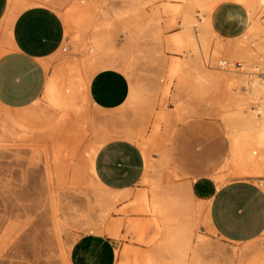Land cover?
Returning a JSON list of instances; mask_svg holds the SVG:
<instances>
[{
	"label": "rangeland",
	"instance_id": "rangeland-1",
	"mask_svg": "<svg viewBox=\"0 0 264 264\" xmlns=\"http://www.w3.org/2000/svg\"><path fill=\"white\" fill-rule=\"evenodd\" d=\"M93 3L95 9L89 15L90 22L96 24L95 33L92 35V26L72 28L66 33L59 50L47 60L46 80L53 77L67 85L86 74L84 62L92 36L120 46L124 37L122 21L115 16L134 5L155 18L162 39L161 44L137 52L132 63L135 83L143 88L147 108L129 107L110 114L96 109L78 93L75 107L62 111L49 106L42 93L28 108H44L49 121L30 122L13 133L0 134V264H66L69 247L93 227L116 233L111 236L115 240L114 264H169L168 255L160 253L163 222L143 207L140 193L150 196L155 183L158 189L171 193L186 180L213 171L223 173L225 181L248 178L261 186L259 179L264 180V173L260 177L233 174L230 141L220 120V113L231 110L226 94L220 90L204 97L191 93L189 88L196 82L183 67L186 56L166 43L180 30L179 16L169 6L181 0ZM82 4L83 0H55L50 7L64 23L63 15ZM241 11L229 10L226 17L217 14V24L225 34L247 27ZM258 18L264 22V15ZM5 37L0 24V52ZM175 63L178 75L170 74V66ZM14 111L0 106V114ZM93 114L110 117L116 132L127 128L136 134L141 151L146 148L152 157L167 158L158 176L142 177L129 196L116 201L107 213L95 202L85 171V153L94 131L109 126V122L93 120ZM189 202L186 212L194 225L189 264H199L195 257L201 264H247L264 257V232L246 243L227 241L209 225L204 205L197 200Z\"/></svg>",
	"mask_w": 264,
	"mask_h": 264
},
{
	"label": "bare ground",
	"instance_id": "bare-ground-1",
	"mask_svg": "<svg viewBox=\"0 0 264 264\" xmlns=\"http://www.w3.org/2000/svg\"><path fill=\"white\" fill-rule=\"evenodd\" d=\"M20 1L18 11L29 4L48 6L55 4V0ZM220 1L222 0H181L180 4L169 6L179 16L180 30L167 38L166 43L185 54L183 67L187 75L196 82L189 88L191 93L204 97L212 90H220L226 94V104L231 105V110L220 113V120L224 125L225 135L230 141L233 174L260 177L264 173V33L260 34L264 31L262 30L264 22L260 23L258 16L264 15V0H230L243 5L248 18L245 31L235 37L219 35L211 25L210 13ZM93 2L97 0H83L79 8L63 15L65 34L72 28L88 26H92V35L95 33L96 24L90 22L89 15L95 9ZM87 16H89L88 21ZM14 17L15 14H10L2 21L6 39L11 36L10 28ZM115 19L122 21L120 25L124 36L122 44L118 46L108 40L92 36L84 62L87 66L86 74L77 76L74 79L75 83L70 82L67 85H61L53 77L46 80L43 96L49 106L62 111L73 108L75 107L74 99L78 93L81 95L80 97L78 94V97L95 106L92 101H89L87 85L99 70L109 67L121 71L129 81L128 99L120 107L121 112L129 107L147 108L143 88L135 83L132 63L137 52L161 44L160 30L152 15L141 13L134 5L128 6L122 14L116 15ZM105 24L111 25L112 22H105ZM223 61L228 66L217 68ZM211 68L214 69L211 70ZM178 69V63L171 65L170 74L178 75ZM4 108L16 111L0 114L1 135L22 129L30 122L40 123L50 120L44 108L30 109L28 106ZM92 118L99 122H109V126L94 131L93 139L85 153V171L90 179L95 202L104 213H107L116 201L129 196L131 189L111 190L102 184L93 174V158L100 146L108 140L121 137L135 141L136 134L127 128L119 132L114 131L110 125V117L107 119L93 114ZM142 153L145 160L142 177L147 179L149 174L158 176L160 168L166 165L167 158L162 155L152 157L146 148L142 150ZM206 174L212 176L217 183L225 181L223 173L213 171ZM192 180H186L171 193L158 189L155 183L150 196L145 192L138 195L143 207L158 215L163 222L160 253L164 251L168 255L169 264L190 263L188 260L194 225L186 211L190 207L189 200H195L190 191ZM259 184L264 188L263 179H259ZM53 221L56 225V219ZM90 232L116 235L114 231L104 232L98 227H93ZM194 260L201 264L199 258L195 257ZM66 264H70L68 256H66ZM247 264H264V257L254 258Z\"/></svg>",
	"mask_w": 264,
	"mask_h": 264
},
{
	"label": "crops",
	"instance_id": "crops-1",
	"mask_svg": "<svg viewBox=\"0 0 264 264\" xmlns=\"http://www.w3.org/2000/svg\"><path fill=\"white\" fill-rule=\"evenodd\" d=\"M30 2L31 0H27ZM20 0H0V24L7 15L15 14L10 38L0 52V104L22 108L39 99L44 91L46 63L66 39L60 15L48 5L29 4L18 11ZM222 8V9H221ZM241 9L248 25L246 9L230 0L220 1L210 13L213 29L224 37L217 14ZM18 11V12H17ZM220 12V13H219ZM89 101L98 110L120 113L129 95V81L119 70L105 67L89 81ZM112 112V113H111ZM145 168L143 153L135 141L114 137L100 146L93 158V174L111 190L132 189L140 181ZM195 200L205 207L206 218L221 238L246 243L264 232V188L248 178L217 183L204 174L190 182ZM70 264H114L115 240L106 233H86L76 239L68 254Z\"/></svg>",
	"mask_w": 264,
	"mask_h": 264
},
{
	"label": "built area",
	"instance_id": "built-area-1",
	"mask_svg": "<svg viewBox=\"0 0 264 264\" xmlns=\"http://www.w3.org/2000/svg\"><path fill=\"white\" fill-rule=\"evenodd\" d=\"M218 66H219L220 68H223V67H227L228 64H227L225 61H223V62L220 63Z\"/></svg>",
	"mask_w": 264,
	"mask_h": 264
}]
</instances>
